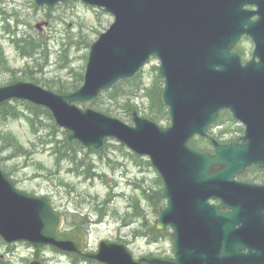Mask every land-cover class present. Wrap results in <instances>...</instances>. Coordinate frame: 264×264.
I'll list each match as a JSON object with an SVG mask.
<instances>
[{"label": "water", "instance_id": "95a60500", "mask_svg": "<svg viewBox=\"0 0 264 264\" xmlns=\"http://www.w3.org/2000/svg\"><path fill=\"white\" fill-rule=\"evenodd\" d=\"M62 1L68 0H36L48 6ZM82 1L115 18L91 45L83 85L57 93L20 81L0 88V102L19 98L45 106L72 143L98 149L116 138L149 155L168 199L158 226L173 228L175 256L136 258L125 242L111 239L86 251L82 233L61 231L64 214L48 196L18 189L1 168L0 236L9 244L53 245L105 264H264V193L249 200L250 184L237 180L248 165L264 166V0ZM244 36L255 45L246 63L233 50ZM152 56L161 62L171 126L136 111L131 125L75 104L133 77ZM222 109L246 125L242 143L221 144L208 133ZM198 134L211 139L214 153L190 145ZM213 197L222 203L210 204ZM225 207L231 210L221 211Z\"/></svg>", "mask_w": 264, "mask_h": 264}, {"label": "rangeland", "instance_id": "374dc122", "mask_svg": "<svg viewBox=\"0 0 264 264\" xmlns=\"http://www.w3.org/2000/svg\"><path fill=\"white\" fill-rule=\"evenodd\" d=\"M32 1L2 0L0 5L13 24L19 23L20 33L33 40L41 38L49 52L45 56L36 52L34 58L22 55L13 42L3 37L0 22V52L5 64L0 66V85L17 80H33L32 77L40 80L41 85L74 79L81 70L84 71L87 62L85 56L89 53V47L82 42L90 45L113 21L112 16L81 2L61 3L48 11L45 7H33ZM241 45L249 58L254 48L253 42L246 38ZM158 64L156 58L152 59L142 70L145 88L152 86ZM30 67L34 68L32 72ZM132 101L137 104L141 114L150 113V103L144 92L136 95ZM20 108L24 109L22 106ZM113 115L129 122V119H123L116 113ZM43 121L50 124L48 117ZM157 123L165 127L169 121ZM235 128L237 124L231 122L212 127L215 133L226 139L230 133L224 132ZM118 145L117 141L112 140L101 154H87V160L95 164L93 168L97 172L90 176L75 171L70 162L63 161L60 166L49 147L45 148L39 143L25 118H0L1 167L10 173L20 189L48 195L53 205L65 213L66 227L73 225L77 231H85L89 249H96L101 239L111 238L125 241L136 257L171 255L173 242L170 239L153 242L139 232L145 229L143 224L146 219L149 225H157L158 215L150 207L142 188L158 189L159 175L145 161L148 158H133L128 155L126 147L120 148ZM138 213L144 214L146 219ZM0 256L11 264H29L37 257L45 260V264H71L73 260L70 254L53 247L38 249L23 243L8 246L1 240Z\"/></svg>", "mask_w": 264, "mask_h": 264}, {"label": "trees", "instance_id": "16d2710c", "mask_svg": "<svg viewBox=\"0 0 264 264\" xmlns=\"http://www.w3.org/2000/svg\"><path fill=\"white\" fill-rule=\"evenodd\" d=\"M31 4L33 5V7L37 8L33 1ZM50 10L51 9H48V11ZM0 22L4 31L11 37L12 42L21 50L23 54L28 55L30 57H35L36 52L42 53L44 54V56L49 52V49H47L46 46V42L44 40H40L41 38H36L35 40H33L31 38L25 37V34L23 32L20 33L21 31L18 29L19 23L15 22L13 24L11 22V17L7 15L6 11L4 10H2L0 13ZM11 23L14 25L15 28L11 26ZM11 27H13V30H11ZM41 43L43 44V49H41ZM82 44H86L89 47L88 42H82ZM64 45L65 44H63V46ZM236 50L244 55V50L241 46H237ZM2 65L5 64L2 58V53L0 52V66L2 67ZM30 68L32 72L34 68ZM83 73V70H81L80 73L77 74V76L72 80L45 82L43 83V85L60 93L68 92L78 88L82 84L84 75ZM32 79L39 83L41 82L35 77H32ZM142 91L150 101L151 109L150 113H148V116H150L156 121H168L169 113L162 100L163 80L158 75V73L155 75V78L152 82V86L149 88H145V85L143 83V76L139 73L131 79H124L120 81L113 88L106 90L102 95H100V97L92 101L89 105L108 114L113 115L114 113H116L120 115L123 119L131 120L133 110L137 109V104L134 103L132 99ZM5 106L1 111L2 116L7 117L8 114L16 115L19 113V110L16 107L7 106V108H5ZM29 106L33 107V111L31 113V116H29L27 119L33 127V131L36 134V137L39 139V143H41L45 148L49 147L51 154L55 156V159L58 162H60V166L63 161H67L74 165L73 169L75 171H80L90 176L96 175L97 172L93 168L95 164L91 162V160H87V154L93 152H98L101 154L103 150H105L110 145V142L103 149L98 151L87 150L79 144L70 143L66 139L65 132L56 125L48 110L33 104H29ZM45 117H48L50 119V124L44 123L43 118ZM223 118L224 117H222L221 119L223 120ZM191 144L192 146L198 149L204 148L202 150L208 148H205L206 144H203L200 140L197 139L192 140ZM201 145L203 147H201ZM119 146L120 148H124L123 145ZM128 155H131L133 158L137 157L131 154L130 152H128ZM146 162L150 164L148 160H146ZM157 184H159L160 187L156 190L147 189L145 187L142 188L147 199H149L150 201V207L154 209L155 213L157 212V208L163 200L161 188L162 181L160 178H158ZM136 207L137 210L140 211L141 208H138V205ZM139 216L144 217V214H139ZM143 226L145 227V229L139 230V232L145 235L150 241H158L164 238L165 232L158 230L155 226L149 225L147 219L145 220ZM68 228L73 231L78 230L73 225H70ZM70 255L73 258L71 264H102L95 260L83 261L76 254ZM0 264L11 263L9 260L6 261L0 256Z\"/></svg>", "mask_w": 264, "mask_h": 264}, {"label": "flooded vegetation", "instance_id": "af4514ba", "mask_svg": "<svg viewBox=\"0 0 264 264\" xmlns=\"http://www.w3.org/2000/svg\"><path fill=\"white\" fill-rule=\"evenodd\" d=\"M237 128L233 129V132L231 133V136L229 138H224V137H217V139L222 142V143H233V142H242L241 137L245 135V126L240 123H236ZM203 144H206L205 146L211 147L213 152V145L211 142L205 140H200ZM201 147H203L201 145ZM206 148V147H205ZM203 149V148H201ZM237 179L248 183L250 185H247L245 188L247 198L250 199H257L259 198L262 193H264V188H256L253 185L257 186H264V167H260L258 164H252L246 167L245 171L241 173L240 175L237 176ZM252 185V186H251ZM211 204H220L222 203V200L216 197H213L210 199ZM231 208L225 207L222 208L221 211L223 212H228L230 211Z\"/></svg>", "mask_w": 264, "mask_h": 264}]
</instances>
